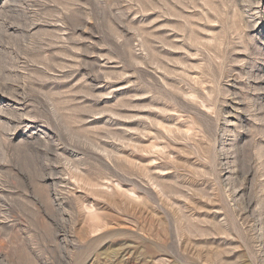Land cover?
I'll list each match as a JSON object with an SVG mask.
<instances>
[{
  "label": "rangeland",
  "instance_id": "obj_1",
  "mask_svg": "<svg viewBox=\"0 0 264 264\" xmlns=\"http://www.w3.org/2000/svg\"><path fill=\"white\" fill-rule=\"evenodd\" d=\"M0 259L264 264V0H0Z\"/></svg>",
  "mask_w": 264,
  "mask_h": 264
},
{
  "label": "bare ground",
  "instance_id": "obj_2",
  "mask_svg": "<svg viewBox=\"0 0 264 264\" xmlns=\"http://www.w3.org/2000/svg\"><path fill=\"white\" fill-rule=\"evenodd\" d=\"M77 171H78V170H77ZM249 205H250V204H249ZM249 205H248V206H249ZM248 208H249V207H248ZM250 211H252V210H250ZM262 228H263V227H262ZM0 260H1V259H0ZM0 264H1V263H0Z\"/></svg>",
  "mask_w": 264,
  "mask_h": 264
}]
</instances>
